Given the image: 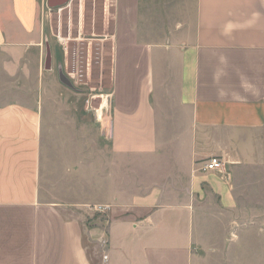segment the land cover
<instances>
[{
	"label": "crops",
	"instance_id": "1",
	"mask_svg": "<svg viewBox=\"0 0 264 264\" xmlns=\"http://www.w3.org/2000/svg\"><path fill=\"white\" fill-rule=\"evenodd\" d=\"M47 2L0 0V264H264V0H113L111 153L173 176L127 197L122 167L89 228L74 186L49 187L43 101L20 97Z\"/></svg>",
	"mask_w": 264,
	"mask_h": 264
},
{
	"label": "rangeland",
	"instance_id": "2",
	"mask_svg": "<svg viewBox=\"0 0 264 264\" xmlns=\"http://www.w3.org/2000/svg\"><path fill=\"white\" fill-rule=\"evenodd\" d=\"M112 9L113 0H67L54 8L44 7L39 21L42 57L33 54L28 62L26 79L33 89L20 96L43 101L49 126L44 154L49 187L62 191L63 186H74L67 197L82 201L86 212L92 213L87 228L97 221L105 223L110 208L104 213L94 208L110 207L98 203L107 199L105 186L114 182L122 167L127 197L144 194L152 185L168 189L173 176L149 172L153 162L139 166L131 160L125 166L111 153L106 126L111 111L107 95L112 75ZM44 41L51 52L50 71L44 70ZM255 191L252 195H264V189ZM84 245L90 258L92 248L86 239Z\"/></svg>",
	"mask_w": 264,
	"mask_h": 264
},
{
	"label": "built area",
	"instance_id": "3",
	"mask_svg": "<svg viewBox=\"0 0 264 264\" xmlns=\"http://www.w3.org/2000/svg\"><path fill=\"white\" fill-rule=\"evenodd\" d=\"M224 169V161L220 157L212 156L205 160L202 163V168L201 170L203 172H222L223 173ZM109 209V207H95L94 210L99 212V213H104ZM105 260L106 258L103 257Z\"/></svg>",
	"mask_w": 264,
	"mask_h": 264
},
{
	"label": "water",
	"instance_id": "4",
	"mask_svg": "<svg viewBox=\"0 0 264 264\" xmlns=\"http://www.w3.org/2000/svg\"><path fill=\"white\" fill-rule=\"evenodd\" d=\"M67 0H48L47 5L49 8H54L57 5H62L66 2ZM51 52L48 43H45V59H44V70L45 71H50L51 70Z\"/></svg>",
	"mask_w": 264,
	"mask_h": 264
}]
</instances>
